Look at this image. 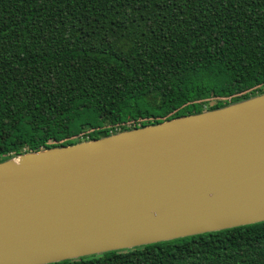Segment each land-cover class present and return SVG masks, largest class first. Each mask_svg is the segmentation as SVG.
<instances>
[{"label": "trees", "instance_id": "16d2710c", "mask_svg": "<svg viewBox=\"0 0 264 264\" xmlns=\"http://www.w3.org/2000/svg\"><path fill=\"white\" fill-rule=\"evenodd\" d=\"M264 93V0H0V162ZM55 264H264V222Z\"/></svg>", "mask_w": 264, "mask_h": 264}, {"label": "water", "instance_id": "95a60500", "mask_svg": "<svg viewBox=\"0 0 264 264\" xmlns=\"http://www.w3.org/2000/svg\"><path fill=\"white\" fill-rule=\"evenodd\" d=\"M264 222V93L0 162V264Z\"/></svg>", "mask_w": 264, "mask_h": 264}]
</instances>
